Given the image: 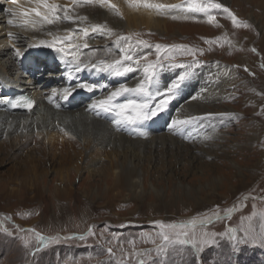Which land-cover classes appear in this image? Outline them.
Masks as SVG:
<instances>
[{
  "label": "rangeland",
  "instance_id": "rangeland-1",
  "mask_svg": "<svg viewBox=\"0 0 264 264\" xmlns=\"http://www.w3.org/2000/svg\"><path fill=\"white\" fill-rule=\"evenodd\" d=\"M5 1L0 2V13H8L3 5ZM217 2L235 14L242 25L236 27L228 12L214 9L211 14L216 17V23H210L205 13L196 12L198 17H193L184 12L180 14L182 17L171 18L173 23L167 21L168 25H174L172 28L148 29L142 24L133 30L123 25L127 22L119 6L102 8L99 4L95 5L96 9L88 10L96 15L92 19H98L99 13L105 11L103 17L112 18L109 21L100 17L107 29L119 23L116 29H111L112 35L92 32L94 21L90 17L75 19L73 24L76 29L89 28L86 40L99 42L86 43L89 47L79 50L81 57L86 52L97 54V50L107 47L121 55L117 37L131 35L133 54H148L151 61L159 59L162 66H168L169 74L172 65L203 66L202 70L210 78L213 64L230 67L235 76L229 96L215 100L217 104L210 106L215 111H230L232 115L229 121L221 122L217 131L220 135L210 138V143L216 146L203 145L216 154L204 161L216 164L211 169L212 173H218L219 182L190 172L186 177L181 175L185 177L188 191L166 179L157 181L160 187L153 190L151 181L145 180L144 189L138 191L140 196L130 193L129 196L122 188L114 190L109 182L99 180V176L89 178L86 171L81 174L71 171L72 160L78 158L79 150H70L68 145H61L59 151L52 148L39 152L38 149L4 161L9 151L0 147V264H264V0H242L237 5L233 0ZM108 11L114 12L106 14ZM168 16L163 19L167 20ZM5 37L0 32V39ZM7 39L12 40L5 44L11 52L3 56L8 63L15 49H19L17 46L26 45L27 51L36 44H27L28 34L16 30ZM136 39L148 41L151 47L135 46ZM157 44L187 46L196 50V54H187L179 47L164 48L158 54ZM202 73L195 75L201 77ZM221 77L219 73L217 78ZM111 91L105 92L109 95ZM62 105L57 107L58 111H63ZM43 109L39 107L36 111L47 116L50 111ZM167 116L169 123L173 116L171 113ZM59 121H64V128L72 131L73 127L65 120ZM203 132L204 138L210 134L208 128ZM192 136L178 140L187 144L197 142L200 148L201 143H206L202 141L204 138ZM4 139L0 137V142ZM35 141L28 145L23 142L17 150L23 153L25 148H34ZM219 150L228 152L231 161L224 160L226 154L220 155ZM69 155L71 161L67 163ZM232 160L241 166L240 171ZM217 164L222 168L218 170ZM57 172L61 176L62 172L64 178L58 179ZM158 221L177 225L175 229L165 230L169 241L163 240ZM181 224L185 227H179ZM184 232L188 233L187 237L182 235ZM39 236L45 239L41 241ZM183 239L195 242L182 244L179 240Z\"/></svg>",
  "mask_w": 264,
  "mask_h": 264
},
{
  "label": "bare ground",
  "instance_id": "bare-ground-1",
  "mask_svg": "<svg viewBox=\"0 0 264 264\" xmlns=\"http://www.w3.org/2000/svg\"><path fill=\"white\" fill-rule=\"evenodd\" d=\"M225 1L228 2L229 0ZM241 1L242 0H233L236 5L240 4ZM18 2L25 8L33 6L30 0H18ZM52 2L58 4L63 3L68 6L69 15L74 18L84 15L87 18L90 17V19L96 15H93L94 13L89 12L88 9H96L95 5L99 4H87L86 6L74 5L73 0H52ZM151 2L172 5L184 4L185 7L158 11L154 8L144 7L143 5L130 4L129 0H111L112 4L119 6V10L124 16L122 17L127 22V24L123 25H127V27L133 30L137 29L142 24L148 29L154 27L161 30L165 28L169 29V27L172 28L174 25H168V22L173 23L170 21L171 18L182 17L180 14L184 12H188L189 15L193 17H198L196 12L189 11L186 0H151ZM3 5L6 6L7 11L9 7H15V5H12L11 0L3 2ZM101 6L102 8H110L108 5ZM112 12L108 11L106 14H113ZM104 13L105 11L99 13L98 19H92V21H94L93 25H103V23H105L101 20V18L106 19L103 17ZM59 15L61 16V20L64 19L62 12L59 13ZM166 16H168L167 20L163 19ZM9 19H12L14 23L9 24ZM250 19L254 22L252 17H250ZM106 20L110 21L112 18ZM74 21L65 23L57 21L53 24L45 23L43 25L38 23L35 27H32L31 25H22V18L18 15L9 12L0 13V32L2 35L6 36L4 39H0V80L4 83L16 86L17 88L25 89L28 87V90L25 91H27L29 97L33 98L35 103L30 111L24 113L9 112L4 107L3 102L5 100L0 98V137H5L4 141L0 142V147H4V149L9 151V153L6 152L7 155H5L2 160L4 161L8 157L12 159H14L13 157H22L23 154L31 153L38 149L39 152L43 149L49 150L52 148L59 151L61 145L65 144L68 145L70 150H79L78 158L72 160L73 163L70 167L71 171L76 173L80 171V174L86 171L88 172L89 178H97V176H99V180L102 179L105 182H109L108 184H111L114 190L122 188L128 195L130 193V195L133 194L135 196H140V192L138 191L144 189L145 180L151 181V188H153V190H155L154 188L157 189L160 187L156 185L157 181L159 183L166 179L172 180L174 185L183 187L184 190L188 191L189 187H185L187 182L183 179L186 177L185 175L190 172L194 175H198L197 173L202 174V176L206 175L207 180L211 179V181L214 182L218 179L217 181L219 182L220 178H217L218 173H212L211 169L212 167L214 168L216 164L214 165L213 161L212 163L206 160L204 161L205 158L209 156L214 157L216 154L213 153V149L208 150L209 148L203 147V145L208 143L210 145L213 144L210 143V138L220 135L217 131L218 128L221 127V122L226 119L229 121L230 115H232L230 111L219 112L215 111L210 106L211 104H217L215 100L226 99L227 96H229L228 90H230L232 79L235 76L229 69L230 67L213 64L214 70L210 78L206 74V71L202 70L203 66L180 69L172 65L171 67L173 70L169 74L167 73L168 66L164 65L157 71L156 85L151 89L153 94L157 91L161 93L166 91L173 82H176L181 75L187 72L186 78L180 83V87L176 91L175 98L167 106V108L173 106L171 110L167 111L173 116L172 121L176 119H186L188 117L196 118L192 123L187 125L174 126L170 120L169 123L166 121L164 125L150 127L149 123L152 120L157 121L159 119L158 114L157 117H152L138 126H118L113 122V113H106L98 108H93L95 102L108 96L107 93L94 99L93 102L89 104L86 102V96H88V94L80 93L77 99L69 101L63 106V111H58L56 110L57 105L54 102L55 95H59V97L63 96L62 91L65 88L64 84L54 80L51 85L41 87L40 84L33 83L34 80L28 78L29 76L20 74L19 69L21 68V62L19 61V55L16 53L17 50H19L21 54L26 53L36 56L39 50L44 51L45 49H51L46 44H42L41 41L51 42L57 37L64 36L73 29H76L75 24H73ZM120 22L122 21L120 20ZM117 25H119V23ZM117 25H110V28L116 29ZM261 27L263 29V25H261ZM53 28L57 29L54 30ZM51 29L54 31L51 32ZM217 29L221 31V28ZM13 30L28 34L30 41L27 42V44L30 42L36 44L32 46L31 50L27 51H25L26 45L24 47L17 46L19 49H15V55L12 56L8 63L4 62L3 56L6 54L8 56L9 54L11 55V52H9L5 44H7V42H12V40H8L7 37H9V33H12ZM123 30L124 29L121 31ZM74 35L80 36L78 41H74L75 43H99L98 41L95 43L86 40L82 34L74 33ZM178 35H182V33ZM63 43L64 46H67V42ZM100 53L103 54L101 57L98 55ZM79 55L81 56L80 52ZM43 56H45V54ZM120 56L121 55H117L114 52V49L107 47L105 50H97V54H95V52H86L81 59L85 61L91 60L92 63H96V61L101 60L111 61L119 59ZM48 57H50V55H48ZM35 63V61L32 62L35 68L40 71V75H43V67L37 68ZM199 72H203L201 77L195 75ZM188 73L192 75L189 76ZM219 73H222L221 78H217ZM18 77H20V79H18ZM43 77L50 78L51 75L42 76V78ZM142 77L143 72L138 69L123 75L118 83L127 85L128 87H135ZM61 78L68 79L65 75H62ZM45 81L46 80H44V82ZM54 91L56 93L55 95H53ZM179 91H182V94L188 93V100L182 99V95H179ZM191 95L192 97L190 98ZM132 97L133 94H125L121 98H117L116 102H123L125 99ZM159 99L160 97H155L152 103L155 104ZM175 100L179 102L186 101L180 106L175 107ZM79 105L82 106H80L79 109H75ZM39 107H43L44 111L47 110V112H50L47 113V116L41 113L38 114L36 109ZM223 109L226 110V108ZM48 116L50 118H47ZM59 119L65 120V122L70 124L73 127L72 131H70L71 129L67 131L62 124L64 121L60 122ZM211 124L215 125L211 126ZM215 127L217 128L215 129ZM207 128L210 130V134L204 138L205 134L203 131ZM181 130L183 134H181ZM140 133L144 134L141 135ZM192 134L193 136H198L200 139L204 138L202 141L206 143L200 144L203 148L197 147V142L187 144L180 141L184 137ZM34 140H36V146L34 148H25L23 153L17 150L21 148L23 142L28 145V142H33ZM26 145L25 147H27ZM74 146H77L78 149L73 148ZM212 146L215 147L216 145L213 144ZM65 149H67V147H65ZM219 151L221 152L220 155H222L223 152L221 150ZM199 152L200 154H198ZM6 153L4 152V154ZM67 153H69V151H67ZM224 154H226V157L223 156V159L227 160V162H229V160L231 161L229 153L225 152L223 155ZM71 155H73V153H71ZM71 155H69L67 163L71 161ZM63 157H65V155H63ZM216 159L217 158H215V160ZM105 160L107 161L106 163ZM227 162L224 166H227ZM232 163L233 166L238 167L237 169L240 171L241 166L238 162L232 160ZM217 168L219 170L222 167H219L217 164ZM61 174L62 176L57 172L56 177H58V179H63V173L61 172ZM68 174L69 171L67 172V175ZM181 175L185 177L182 178Z\"/></svg>",
  "mask_w": 264,
  "mask_h": 264
},
{
  "label": "snow or ice",
  "instance_id": "snow-or-ice-1",
  "mask_svg": "<svg viewBox=\"0 0 264 264\" xmlns=\"http://www.w3.org/2000/svg\"><path fill=\"white\" fill-rule=\"evenodd\" d=\"M12 5L15 7H9L8 12L14 15H18L22 18V25H31L35 27L38 23L43 25L53 24L57 22L61 16L59 13L62 12L63 18L68 21H74L75 19L84 20L86 17H73L69 15V8L66 5H60L58 3L52 2V0H30V3L33 5L32 7L25 8L21 5L18 0H11ZM99 3L101 5H108L109 7L115 9L116 5L111 3V0H73L74 5L79 4H92ZM130 4L133 5H143L144 7L154 8L156 10H166L170 8H181L185 7L184 4H162V3H154L151 0H129ZM187 7L189 11L205 13L207 14L208 21L210 23H216V17L211 14L214 9H221L225 12H228L232 17V22L236 27H240L243 22H239L235 17V14L231 13L229 9L225 8V6L217 0H188ZM174 19L177 17H173ZM9 24H13L14 21L12 19L8 20ZM246 26V25H244ZM92 32H104L107 35H112V30L107 29L103 25H92ZM74 33H82L83 37H88L90 34L89 28H77L68 32L66 35L57 37L51 42L41 41L42 44H46L50 48H55L56 51L61 53V59L65 60L70 56V59L67 60L68 63L73 65L72 71L80 72L84 69L92 68L96 69L100 72H109L114 76H123L127 73L142 70L143 77L137 83L135 87H128L127 85H121L115 90L111 91L110 94L101 99L93 105V108H98L99 110L106 113H113L114 118L113 122L118 126H138L142 122L151 119L152 117L157 116V114L164 109L167 108L168 104L175 98L176 91L180 87V83L185 79L187 72L184 75H181L176 82H173L170 87L166 89L164 92L157 91L155 94L151 91V89L156 85V76H157V68L158 66H162L159 59L155 61H151L148 59V54L143 56H135L134 53V44L133 37L131 35L126 36H118L116 40V44L120 45L123 43V47L119 48L121 56L119 59H114L111 61L101 60L97 63H92L91 60L85 61L81 59L79 55V50L83 48L89 47L86 43L80 44L75 43L74 41H78L80 39L79 35H74ZM12 33H9L11 36ZM139 34H137L138 36ZM63 42H67V46H64ZM212 43L211 40L208 41ZM59 45V46H58ZM146 46L151 47L148 41L143 39H136L135 46ZM179 47L183 49L187 54L195 56L196 50L188 48L187 46H166V45H155L156 51L159 54L161 49L164 48H176ZM202 51V50H201ZM17 55H20V51L17 50ZM143 61V63H142ZM183 66V65H182ZM69 78L72 77V72L68 73ZM76 87L81 89H86L88 91H93L97 86L95 84L90 83H79ZM75 91L74 88H64L62 91L63 98L67 99L72 92ZM55 91L53 95H55ZM125 94H133L132 98H127L123 102H116L118 97H121ZM155 97H160L158 102L155 104L152 101ZM12 107L21 106L26 109H31L33 106V101L28 98H20L19 100L9 101ZM99 114V113H98ZM211 115V114H209ZM196 119L195 117H188L186 119H176L172 121L174 126L178 125H187L193 122ZM63 131V129H62ZM143 135L144 133H140ZM162 230L161 234L163 240L169 241L170 236L165 231L166 229H175L177 227L176 224H165L162 221L157 222ZM193 225L195 221H192ZM179 227L183 228L185 225L181 224ZM34 231V230H33ZM39 235V234H38ZM185 237H187L188 233H182ZM39 239L43 241L45 237L39 236ZM182 244L194 243L195 241L189 239L179 240ZM208 242V241H205ZM111 251V249H109Z\"/></svg>",
  "mask_w": 264,
  "mask_h": 264
}]
</instances>
